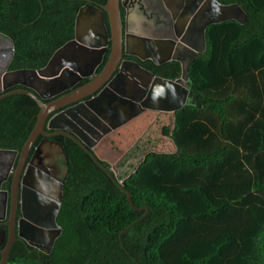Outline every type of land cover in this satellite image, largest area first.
I'll list each match as a JSON object with an SVG mask.
<instances>
[{
    "label": "trees",
    "instance_id": "trees-1",
    "mask_svg": "<svg viewBox=\"0 0 264 264\" xmlns=\"http://www.w3.org/2000/svg\"><path fill=\"white\" fill-rule=\"evenodd\" d=\"M218 1L237 3L247 19L205 29L187 81L188 98L202 103L187 102L161 130L175 151L146 152L118 181L98 156L60 136L69 163L61 233L49 253L16 238L6 264H264V0ZM105 2L0 0L10 68L44 67L74 37L79 8ZM170 68L174 75L163 76H179L177 62ZM10 105L18 125L39 107L22 94L0 102ZM29 130L1 137L0 147L20 149Z\"/></svg>",
    "mask_w": 264,
    "mask_h": 264
},
{
    "label": "flooded vegetation",
    "instance_id": "flooded-vegetation-1",
    "mask_svg": "<svg viewBox=\"0 0 264 264\" xmlns=\"http://www.w3.org/2000/svg\"><path fill=\"white\" fill-rule=\"evenodd\" d=\"M200 3L201 2H196V0H120L119 11L123 22L122 35L124 38V34L127 31L128 53L125 54L122 51V57L117 64L116 70L111 76L92 94L79 99L78 102H83L86 106L88 105V102H92L97 106L99 95L104 91L109 98L116 96L118 101H125V104L120 105L119 107L120 115H124L127 111L132 109L130 106L131 98H133V102L138 103L139 100L136 98L143 95L144 84H146V81L148 83L147 72L160 77H165L163 74L174 75L175 71L172 68L169 69V64L171 62H177L180 66L179 76H176L175 78H165L172 80L180 78L182 67L187 64L192 56V52H195L198 55L205 50V34L203 42L199 34L200 20L199 17H197L196 11ZM97 20L98 17L94 16L88 24L94 27ZM86 25V23H80L79 31L83 32ZM105 25L107 28L109 27L108 19L106 17ZM11 47H13L11 41L0 34V102L6 100L10 96L18 94L29 96L25 91L34 92L32 88L20 83L22 79L14 73L18 68H10L9 64L13 56V51L10 49ZM110 48L111 42L109 40L105 52L102 53L101 59L97 61V64L93 67V70H91L89 75L80 76L71 88L64 90L52 98L42 99V101L48 102L52 99L63 96L72 89L92 80V78L99 74L105 66ZM82 54H84L83 59L82 57H76L72 60L70 58L72 57L71 54H67L70 56L67 59L71 60L76 68L84 72L87 68L85 65L86 62L95 59L96 55L94 52H83ZM174 58L178 59L180 62L176 61ZM181 62L183 63L181 64ZM120 67L121 69H119ZM187 81L185 82V85H187ZM37 82L42 81L38 80ZM37 82L28 83H30V86H33L37 85ZM31 99L35 102L33 98ZM106 100L107 97L105 98V101ZM12 104H14V102ZM74 104L75 103L67 104L54 110L50 113L48 119ZM16 105L13 108L11 105L6 107L0 106V115L5 116L8 114L7 118L4 117L3 120L0 118V139H2L1 137L6 139L5 135L7 134H12L13 136H18V134L23 135L29 126L30 134L35 125L39 107L38 111L34 114L32 106H29L27 115L22 119L24 125H18L15 109ZM149 111L153 110H145L142 114ZM94 112L95 117H99V120H96L95 117L89 115L86 111H83V113H79V115L84 119V122H80L76 120V118H72V121L61 122L81 137L83 143L74 136L75 133L66 135L61 133L65 132V130L50 129L45 123L43 132L38 133L36 136L27 156L22 160V165H19V154L26 140L20 149L0 147V227L4 228L6 236L8 235L9 229L8 223L14 213L13 222L15 240L16 238H19L17 237V222L21 217L19 204L20 193L22 190L24 198L26 197L28 200L31 198L36 203L42 204L43 208L39 210L40 213L38 210L34 211V218L37 223L33 222L32 227L24 222L21 224L22 229L30 235L32 241L40 245V249L28 245L36 249L38 252L49 253L51 251L54 243L50 246L48 239L52 235L54 229L47 225L50 224L49 219L50 212L54 208L53 203L46 200L49 195H45L42 191H38L35 188L33 189L31 186H33V184L38 185V182H36L35 179L43 177L42 181H44L45 175L49 179L42 184L44 188H47V191L49 189V194L55 195L56 185L54 181H56L57 184H60L63 199L67 175L69 173V163L62 140L59 137L64 136V138H68L78 144L84 152L89 155V157L99 156L96 147L100 145L101 141L108 134L113 131L115 132V129L120 127L112 128L111 125L114 123L113 117L110 113H107L102 117L98 113V106L95 108ZM153 112L159 114L157 111ZM142 114H139L130 121H133ZM97 160L103 162L102 165L105 172L114 175L115 178L120 181L118 178V174L120 173L119 168H116L111 162L100 156ZM23 175L25 178L23 177L22 179ZM128 175L129 173L124 178ZM22 181L26 182L21 184ZM14 189L16 190L17 201L15 210L13 211ZM27 189L32 191L27 193ZM58 212L55 216V221ZM39 230L44 233H40ZM0 246L1 250L4 247V243L0 244Z\"/></svg>",
    "mask_w": 264,
    "mask_h": 264
},
{
    "label": "water",
    "instance_id": "water-1",
    "mask_svg": "<svg viewBox=\"0 0 264 264\" xmlns=\"http://www.w3.org/2000/svg\"><path fill=\"white\" fill-rule=\"evenodd\" d=\"M119 1L120 0H106V2L102 6H97L92 3L84 4L79 8L75 17L74 38L59 47L53 53V55L43 68L15 70L14 73L22 79L20 83L33 89L34 92H25L31 98H33L39 106L35 125L21 148V152L19 154V165L23 164L22 160L27 156V153L38 133L43 132L45 123L48 128L65 130V132H59L69 135L70 133L75 132L72 131L69 127H66L61 122L72 121V118H76V120L84 122V119L81 118L79 113H83V111H86L89 115L95 117L94 111L97 106L98 113L102 117H104V115L107 113L111 114L114 119V123L111 125L112 128H117L127 123L134 117L142 114L145 110H153L157 111L158 113H171L174 122L175 112L186 105L189 95V88L187 87V85H185V82L188 80V66L192 59L197 56L195 52H192V56L188 60L187 64L182 67L181 77L178 79L172 80L147 72L148 83L146 81V84H144L143 95L139 98H136L137 100H139L138 103L133 102V98H131L130 106L132 109L127 111L124 115H120L119 107L120 105H124L125 101H118V98L116 96H112L111 98H109V96L104 93V91H102L99 95L97 106L92 102H88L87 106L83 102H78L79 99L92 94L102 85L103 82H105L111 76V74L116 70L117 64L122 57V51L125 54L128 53V39L126 34L127 31L124 34V38L122 35L123 22L119 11ZM196 2H201L196 11L197 17H199L200 20L199 34L203 42L205 29L211 24H218L227 20H235L241 24H244L246 22L247 15L237 3L224 4L219 2L218 0H196ZM94 16H97L98 20L93 27L89 25L88 22ZM105 17L108 19V28L105 25ZM80 23L87 24L83 32L79 31ZM109 40L111 42L109 56L105 66L99 74L94 76L92 80H90L86 84L72 89L63 96L57 97L48 102L42 101V99L52 98L55 95L63 92L64 90L71 88L80 78V76L89 75L91 73V70H93V67L97 64V59H100L102 53L105 52ZM10 49L11 51H13V47H11ZM83 52H94L96 55L95 59L86 62L85 65L87 66V68L84 72L76 68L73 63L66 57H63L64 54L68 53L71 54L74 58L82 57L83 59ZM174 59L180 62L178 59ZM182 63L183 62H181V64ZM119 69H121V67ZM38 80L42 82H37ZM28 82H37V85L30 86V83ZM106 97L107 100L105 101ZM71 103L75 104L65 109L64 111L51 116L48 119L51 112ZM95 119L99 120V117H95ZM74 136H76L77 139L79 141L81 140L82 142L81 137H79L76 133ZM169 140L172 142L170 137ZM143 159L144 155L142 156L141 160ZM95 161L96 163H98L97 160ZM99 166L102 167L100 164ZM23 177L25 178L24 175L22 176V179ZM42 178L43 177L35 179V181L38 182V185L33 184V186L31 187L33 189H37L38 191H42L45 195H49L46 200L53 203L54 208L50 212V224L47 225L48 227L51 226V228L54 229L52 231V235L48 239L49 245L52 246L55 239L61 233V229L55 221V216L59 210V206L62 200V193L60 184H57V182L54 181L56 185V194H49V189L47 191V188H44V186L42 185L44 181L49 178L45 175L44 181H42ZM23 182L26 181H22L21 184ZM30 191L32 190L27 189V193H30ZM126 193L127 200L129 201L131 207H133L130 195L127 191ZM16 201V190L14 189L13 211L15 210ZM45 202L48 203L47 201ZM19 206L21 217L17 222V237L25 241L27 244L38 247L40 249V245L32 241L30 235H28V233L24 229H22L21 224L24 222L28 226L32 227L33 222L37 223L36 219L34 218V211L38 210V212L40 213L39 210L43 209L42 204L36 203L31 198L29 200L26 199V197L24 198L21 190ZM13 215L14 213L12 214V218L8 223L9 229L7 236L5 234L4 228L0 227V244L4 243V247L0 250V264H6L11 246L15 240ZM128 230L129 227H126L120 232L119 236L126 233ZM39 232L42 234L44 233L40 230Z\"/></svg>",
    "mask_w": 264,
    "mask_h": 264
},
{
    "label": "rangeland",
    "instance_id": "rangeland-1",
    "mask_svg": "<svg viewBox=\"0 0 264 264\" xmlns=\"http://www.w3.org/2000/svg\"><path fill=\"white\" fill-rule=\"evenodd\" d=\"M187 102L199 105L202 99L192 95L187 98ZM172 125L171 113L146 112L108 134L96 147L97 153L120 169L118 178L122 181L146 152L174 151L175 147L169 137L161 133L162 127Z\"/></svg>",
    "mask_w": 264,
    "mask_h": 264
},
{
    "label": "crops",
    "instance_id": "crops-1",
    "mask_svg": "<svg viewBox=\"0 0 264 264\" xmlns=\"http://www.w3.org/2000/svg\"><path fill=\"white\" fill-rule=\"evenodd\" d=\"M84 31V30H83ZM68 42V41H67ZM68 54V53H67ZM67 54H64V56L63 57H66V58H69L70 56H68ZM100 56V55H99ZM102 56V55H101ZM62 57V58H63ZM51 58V57H50ZM72 60L74 59V57H70ZM101 59V58H100ZM100 59H97V61H99ZM49 61V60H48ZM69 61H71V60H69ZM72 62V61H71ZM73 63V62H72ZM47 64V63H46ZM43 68V67H42ZM24 69V68H23ZM50 69V68H49ZM174 151H175V149H174Z\"/></svg>",
    "mask_w": 264,
    "mask_h": 264
}]
</instances>
